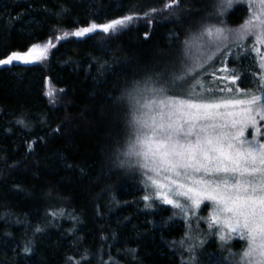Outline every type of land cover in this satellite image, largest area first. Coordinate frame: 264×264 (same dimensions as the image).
Returning a JSON list of instances; mask_svg holds the SVG:
<instances>
[{
  "label": "trees",
  "instance_id": "trees-1",
  "mask_svg": "<svg viewBox=\"0 0 264 264\" xmlns=\"http://www.w3.org/2000/svg\"><path fill=\"white\" fill-rule=\"evenodd\" d=\"M216 2L0 0V59L91 22L135 17L116 33L55 42L43 62H14L0 70V264H187L190 243L197 244L198 264H206L209 254L219 264H239L244 247L233 240L218 251L223 243L201 217L206 204L185 223L178 210L143 200L141 170L112 161L129 131L128 104L118 98L134 80L170 69L185 51L186 37L209 24L221 26ZM245 2L226 12L222 26L235 31L244 23L250 15ZM227 51L217 53L210 68L230 69ZM49 87L55 104L45 95ZM20 118L27 128L16 123ZM61 210L64 215L49 216ZM174 221L180 226H168ZM37 225L44 231L34 235ZM185 235L191 237L187 243ZM29 239L34 249L25 254ZM129 249H136L135 258Z\"/></svg>",
  "mask_w": 264,
  "mask_h": 264
},
{
  "label": "snow or ice",
  "instance_id": "snow-or-ice-1",
  "mask_svg": "<svg viewBox=\"0 0 264 264\" xmlns=\"http://www.w3.org/2000/svg\"><path fill=\"white\" fill-rule=\"evenodd\" d=\"M173 3L178 6L180 0H173ZM236 3L239 0H217L214 14L221 26L209 24L192 35L191 40L186 37L182 42L185 51L170 69L134 80L118 98L119 103L126 101L128 104L126 124L129 131L123 146L116 148L112 161L120 169L141 170L155 189L154 197H143L145 202L162 201L185 216L198 211L205 201L210 202L212 211L208 226L217 227L219 240L227 243L230 234H235L246 241L245 249L239 254V264H264V124L261 123L264 122V52L261 51L264 48V0H248L250 15L233 31L222 26L221 18ZM156 11L159 10H152ZM134 19L133 15H126L63 31L24 51H12L0 59V67L14 62H43L56 46L55 42L70 36L83 38L98 31L116 33L127 28ZM249 37L254 38L251 51L259 56L262 70L253 87L230 86L236 85L241 77L226 64L207 73L217 80L228 81L224 87L205 88L201 79L189 83L194 73L205 69L217 53L230 49L232 43L246 48L244 42ZM193 47L200 54L208 47H214L215 52L203 61L197 55L194 66H190ZM104 67L106 65H101ZM217 71L224 75L216 77ZM184 84L188 85L186 89L180 87ZM197 85L201 89L199 92ZM45 95L55 104L56 93L51 87ZM16 123L28 127L23 118ZM249 129L252 130L250 139ZM54 131L58 132L59 128ZM29 151H32L31 144ZM16 188L22 190L20 186ZM145 207L150 208L152 204L146 203ZM57 215H64L63 210L49 213L53 219ZM43 231L37 225L34 235ZM184 243L180 241L181 246ZM198 243L203 246L205 241L201 239ZM196 247V243H190L185 250L190 254L187 264H198ZM33 249V240L25 241L23 253L30 254ZM128 253L135 258L136 249H129ZM212 255L206 258V264H219L212 260Z\"/></svg>",
  "mask_w": 264,
  "mask_h": 264
},
{
  "label": "rangeland",
  "instance_id": "rangeland-1",
  "mask_svg": "<svg viewBox=\"0 0 264 264\" xmlns=\"http://www.w3.org/2000/svg\"><path fill=\"white\" fill-rule=\"evenodd\" d=\"M244 1H246L245 3H246V5H248V0H244ZM248 42L250 44L247 43V41L244 42L246 45V48L237 47V45L234 48H230L229 51H227V55L225 56V61L229 64V59L232 60L233 64L230 66V69L235 70V73L241 77V79H240L241 81H243L244 83H246V82L250 83L251 87H253L254 84L258 82L262 70L259 68V63H258V61L260 59L259 56H257V54L255 52L251 51V48H252L253 42H254V38L251 37V39ZM257 47H259V45H257ZM193 48L194 49H192V52H191L190 57H189V61H190L191 66H194V60H195V57L197 55H199V59L201 61H203L206 59V57L208 55H211L213 52H215V51H208V52L205 51V52H207L206 54L204 52L202 54H200L195 47H193ZM261 51L264 52V48H261ZM228 53H230V54H228ZM216 59L217 58L215 57L214 60H216ZM235 61H236L237 65H235ZM212 62L210 64H212ZM210 64H207L205 66V69H201L199 73H194L193 77L190 78L189 83H195L196 79H201L205 88H207V87L215 88L217 86L224 87L226 84H228L229 83L228 81L217 80L215 77L207 74L209 72H212L214 69H219V68L223 67L225 64H219V65L216 64L212 68H210ZM7 67L8 66H2V67H0V70L6 69ZM204 70H206V71L203 72ZM223 75H224V73H221L219 71L216 72V77H220ZM230 86H232L234 88L238 86V87L244 88V89L251 88V87H242L241 85H238V83H236V85H230ZM180 87L186 89L188 87V85L184 84V85H181ZM196 91L197 92L201 91L199 85L196 86ZM261 123L264 124V122H261ZM248 138L250 139L251 136ZM142 179H143L142 182L144 183L145 189L147 191L146 194L154 197L155 196V189L150 185V183L147 182L146 177L144 175H143ZM154 202L160 203V205H162V206L166 205L162 201H159V200H155ZM205 204L208 207L207 212L205 213V215H203V216L200 215V216L204 219L205 223L207 224V227L209 228L208 218H209L211 211H212V205L208 201H205L204 205ZM168 206H170V205H168ZM170 207L172 208V206H170ZM172 209H174V208H172ZM175 210H177V209H175ZM196 212L197 211L192 212L188 216H185L179 212L180 218H181L180 220H183L185 223H188V221H190V219L193 218V216L195 217ZM156 213H159V211H157ZM148 214H150V213L148 212ZM161 215L163 216L162 213H161ZM197 220H194L195 224L193 225V227L195 229H199V225H200V222ZM176 225L180 226V223H176L174 221V222L170 223L168 226H171L173 228ZM209 229H212L213 231H215L216 236H218V239H219V233L217 231V227L213 226L212 228H209ZM197 235H198V233H197ZM230 235H231V238L227 242L237 240L239 242L240 247L241 246L244 247L243 248V250H244L246 247V241L241 240L238 235H235V234H230ZM185 237H187V236L185 235ZM187 242H188V239H186V243ZM211 244H213V241H211ZM227 244H229V243L221 244L219 246L218 251L223 252L225 249V245H227ZM226 247H228V245ZM239 261H240V256H239Z\"/></svg>",
  "mask_w": 264,
  "mask_h": 264
}]
</instances>
